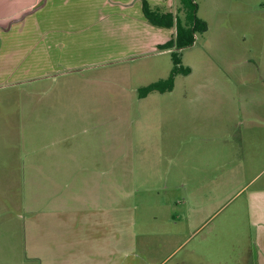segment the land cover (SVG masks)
I'll use <instances>...</instances> for the list:
<instances>
[{
    "label": "rangeland",
    "instance_id": "1",
    "mask_svg": "<svg viewBox=\"0 0 264 264\" xmlns=\"http://www.w3.org/2000/svg\"><path fill=\"white\" fill-rule=\"evenodd\" d=\"M143 1L183 17L179 0H0V264H244L264 0H195L189 73L140 97L175 34Z\"/></svg>",
    "mask_w": 264,
    "mask_h": 264
},
{
    "label": "trees",
    "instance_id": "2",
    "mask_svg": "<svg viewBox=\"0 0 264 264\" xmlns=\"http://www.w3.org/2000/svg\"><path fill=\"white\" fill-rule=\"evenodd\" d=\"M179 13H183L180 17L178 13L160 12L152 10L147 1L142 2V13L145 20L154 27L158 28H175L174 36L162 45H158L160 51L171 50V59L173 67L169 77L165 80L153 83L146 88L140 89V97H145L151 92L164 93L171 91L174 86V78L176 75L188 74L189 69H182L180 60V50L190 47L193 44L194 35L197 32H204L207 25L204 21L197 17V4L195 0H179Z\"/></svg>",
    "mask_w": 264,
    "mask_h": 264
},
{
    "label": "crops",
    "instance_id": "3",
    "mask_svg": "<svg viewBox=\"0 0 264 264\" xmlns=\"http://www.w3.org/2000/svg\"><path fill=\"white\" fill-rule=\"evenodd\" d=\"M38 4H27L23 7L18 6V13L14 15V17H18L20 14L32 11L30 9L38 6ZM39 6L38 7L40 9L42 5ZM20 20L21 19H17L13 22ZM257 176H255L247 185V190L252 189L246 200L252 232H250V246L246 251L244 264H264V182L260 183L261 178L258 180L256 179Z\"/></svg>",
    "mask_w": 264,
    "mask_h": 264
},
{
    "label": "water",
    "instance_id": "4",
    "mask_svg": "<svg viewBox=\"0 0 264 264\" xmlns=\"http://www.w3.org/2000/svg\"><path fill=\"white\" fill-rule=\"evenodd\" d=\"M40 7V6H39ZM39 7H37V8H35V9H33L32 11H30V12H27V13H24L22 16H21V18L20 19H23V18H25L27 15H29V14H31V13H33V12H35L36 10H38L39 9Z\"/></svg>",
    "mask_w": 264,
    "mask_h": 264
},
{
    "label": "flooded vegetation",
    "instance_id": "5",
    "mask_svg": "<svg viewBox=\"0 0 264 264\" xmlns=\"http://www.w3.org/2000/svg\"><path fill=\"white\" fill-rule=\"evenodd\" d=\"M189 261V260H188Z\"/></svg>",
    "mask_w": 264,
    "mask_h": 264
}]
</instances>
